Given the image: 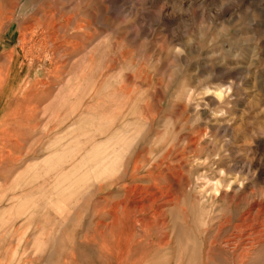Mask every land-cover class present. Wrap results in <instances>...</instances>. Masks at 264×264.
<instances>
[{
	"label": "rangeland",
	"instance_id": "1",
	"mask_svg": "<svg viewBox=\"0 0 264 264\" xmlns=\"http://www.w3.org/2000/svg\"><path fill=\"white\" fill-rule=\"evenodd\" d=\"M0 10V52L13 47L17 73L51 84L0 171V264H116L81 242L90 180L53 191L45 158L62 145L76 150L63 173L88 146L136 159L128 183L163 170L172 204L161 235L131 255L144 253L140 264H264V247L243 259L225 244L264 201V0H0ZM47 119L62 128L50 133ZM120 183L96 197L118 196Z\"/></svg>",
	"mask_w": 264,
	"mask_h": 264
},
{
	"label": "bare ground",
	"instance_id": "2",
	"mask_svg": "<svg viewBox=\"0 0 264 264\" xmlns=\"http://www.w3.org/2000/svg\"><path fill=\"white\" fill-rule=\"evenodd\" d=\"M3 18L5 20L7 19L5 16L0 17V29L2 24L1 20ZM25 36V32L21 33V38L18 43H22ZM0 55L5 56L7 62L5 68L0 66L1 171L5 169L6 162H8L10 166L12 161L18 159L13 156L14 150H17L16 147H19L17 139L20 138V131L25 127V124L28 123L31 114H33L31 113L33 110V106H30L31 102L37 101L44 92L49 90L51 84L48 82L49 80L45 82V85L40 82L38 80L39 74H37L34 79H30L28 77L29 70L24 75L17 73V64H19L18 60L20 56L18 53L15 54L13 47L5 53L0 52ZM49 67L54 68L56 71L59 70V66H57V64L53 65L51 62H49ZM40 68H42V66H40ZM48 77L55 76L50 74ZM27 78H29V80ZM39 84H41V86H39ZM103 119L108 121L105 117ZM52 122L50 119H47L44 125L48 128L50 133L56 128L61 127L60 123ZM15 132L20 134L18 135L19 138L16 134L14 135ZM75 154L76 150L63 148L62 145L58 150L51 152L49 154L50 157L47 156L45 159L47 174L51 175L55 180L53 191H59L61 194L65 191H69L78 184H84L87 180H90L92 185V198H89V194L86 195L87 201L85 206L86 212L89 211L91 213L88 222V224L91 225V229L89 232L83 234L81 242L84 243L87 248L98 252L100 254L99 256L113 260L116 264L142 263V260H144L142 255H144V253L141 257H139L140 254L136 257L131 255L134 254L138 245L145 244L149 246L148 238L151 237V230H160L161 235V229H163V227L165 228L166 225L164 210L169 204H172V200L167 198V192L163 191L165 183L161 181L164 176L163 170H160L161 168L159 169V165L157 164L151 165L147 168V183H128L126 180H134L135 174L142 170L141 165L136 159H132L131 162H124L125 157L123 158L119 151H106L100 150L99 147L96 148V146H88L83 154H81L84 162L80 164V167H77L71 161L73 165L68 163L71 167L67 172L65 171L66 173H63L62 164L64 158H74ZM78 155H80V153H78ZM117 180L121 181L118 185V196L114 198L110 195H100V197H96L99 192L112 187L114 185L113 183ZM42 186L43 185L37 187V196L39 198L42 197ZM45 204L47 206V202H45ZM175 207L176 206H174V209ZM176 219H178V217ZM238 219V222L229 226L233 232L232 234L230 232L231 237L229 236L230 238L225 241V244L229 247H233L238 258L247 259L261 247H264V201L250 202L247 211ZM59 248H57V250L60 251ZM61 248H63V246H61ZM69 255L68 259L70 261L75 258L73 250L69 252ZM135 255L136 251L134 256ZM131 257H133V259H137L138 257V259L135 260V262ZM107 260L105 259V261Z\"/></svg>",
	"mask_w": 264,
	"mask_h": 264
}]
</instances>
